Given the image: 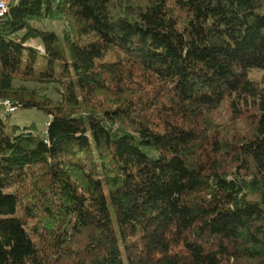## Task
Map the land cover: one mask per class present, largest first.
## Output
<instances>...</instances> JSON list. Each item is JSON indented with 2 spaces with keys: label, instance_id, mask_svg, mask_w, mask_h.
Listing matches in <instances>:
<instances>
[{
  "label": "trees",
  "instance_id": "obj_1",
  "mask_svg": "<svg viewBox=\"0 0 264 264\" xmlns=\"http://www.w3.org/2000/svg\"><path fill=\"white\" fill-rule=\"evenodd\" d=\"M255 71L264 0L12 4L0 98L49 120L0 108V264H264Z\"/></svg>",
  "mask_w": 264,
  "mask_h": 264
},
{
  "label": "rangeland",
  "instance_id": "obj_2",
  "mask_svg": "<svg viewBox=\"0 0 264 264\" xmlns=\"http://www.w3.org/2000/svg\"><path fill=\"white\" fill-rule=\"evenodd\" d=\"M40 28H45L49 30H55L58 33H61L65 27L64 23L57 19H43L38 22H35ZM28 45L34 46L36 48L42 49L41 45L38 43V41L33 40ZM252 76L254 78H264V72L263 71H255L252 73ZM24 84L28 87L32 88H38L39 90L48 89L46 92L55 100L60 99V94L57 91L56 87H54V84H48L46 83H38L34 81H24V80H16L15 85H21ZM4 111V109H2ZM10 116L6 118L7 123L14 125L19 124L22 126L30 125L31 123L35 122L38 125V128L41 131H44L46 129V125L48 123L49 117L42 111L38 109H28V108H22L19 106L17 111L14 113L9 114Z\"/></svg>",
  "mask_w": 264,
  "mask_h": 264
},
{
  "label": "built area",
  "instance_id": "obj_3",
  "mask_svg": "<svg viewBox=\"0 0 264 264\" xmlns=\"http://www.w3.org/2000/svg\"><path fill=\"white\" fill-rule=\"evenodd\" d=\"M19 0H0V20L7 15L12 4ZM0 108L4 109L7 114L14 113L19 108L18 104H15L9 98H0Z\"/></svg>",
  "mask_w": 264,
  "mask_h": 264
}]
</instances>
